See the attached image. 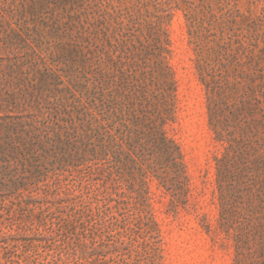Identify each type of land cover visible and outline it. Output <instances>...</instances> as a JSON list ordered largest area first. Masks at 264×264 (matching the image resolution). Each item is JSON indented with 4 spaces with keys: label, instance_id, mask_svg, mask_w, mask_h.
I'll return each mask as SVG.
<instances>
[{
    "label": "rangeland",
    "instance_id": "1",
    "mask_svg": "<svg viewBox=\"0 0 264 264\" xmlns=\"http://www.w3.org/2000/svg\"><path fill=\"white\" fill-rule=\"evenodd\" d=\"M0 264H264V0H0Z\"/></svg>",
    "mask_w": 264,
    "mask_h": 264
},
{
    "label": "trees",
    "instance_id": "2",
    "mask_svg": "<svg viewBox=\"0 0 264 264\" xmlns=\"http://www.w3.org/2000/svg\"><path fill=\"white\" fill-rule=\"evenodd\" d=\"M253 43L252 45L254 47H257V42H256V39L257 37H253ZM195 49H200V44L199 42L195 41ZM258 61H256V64L257 65ZM201 79L203 81V83L205 84V86L207 88H210L211 89V92L212 93H215L217 89H220L221 88V84H220V80L217 79V78H214V76L212 75V80L210 81H205V78H204V75H201ZM225 80V84H227V81H226V78H224ZM227 85H225L226 87ZM239 116V114H236V112H232V117L234 118H237ZM243 117V115H240ZM239 116V117H240ZM209 122L212 126V129L214 130L215 132V138L217 140H226L228 142V148L232 149V151L234 153H236V147H235V138L232 137V130H228L226 135H223L222 133V128L220 127V124H219V121L216 119L215 115H210L209 117ZM91 121L88 120L87 121V124L85 126L86 128V135H98L99 134V131L96 130V129H93L91 128ZM101 125L103 126L104 128V123H101ZM101 135H105V131L103 129V131L100 132ZM150 138H148L147 141L151 140L153 143L152 145L154 146V148H156V150H158L159 154L161 156H165V157H169L171 156L173 153H177L178 156L180 158H183V153H182V149H181V145L176 142L173 138L171 137H167V135L165 134V132L161 129V128H158L156 130H154V132L152 134H150ZM103 151L102 155H107L108 153V149H107V143L106 141H103L102 142V149ZM93 152V150H91ZM221 160L220 159H217V162H218V169L219 171L221 170V167H220V162ZM102 164H103V169L107 170L108 173H110V160L109 158H106V157H103V161H102ZM220 188L222 187V184H220ZM223 196V195H222Z\"/></svg>",
    "mask_w": 264,
    "mask_h": 264
}]
</instances>
